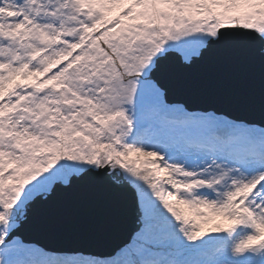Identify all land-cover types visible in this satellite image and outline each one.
Segmentation results:
<instances>
[{
	"label": "snow or ice",
	"instance_id": "obj_1",
	"mask_svg": "<svg viewBox=\"0 0 264 264\" xmlns=\"http://www.w3.org/2000/svg\"><path fill=\"white\" fill-rule=\"evenodd\" d=\"M0 264H264V0H0Z\"/></svg>",
	"mask_w": 264,
	"mask_h": 264
},
{
	"label": "water",
	"instance_id": "obj_2",
	"mask_svg": "<svg viewBox=\"0 0 264 264\" xmlns=\"http://www.w3.org/2000/svg\"><path fill=\"white\" fill-rule=\"evenodd\" d=\"M250 84L258 90V68L229 80H221L215 73L205 71L189 78V98L204 104L223 103L238 88H247ZM134 213L130 198L113 194L103 207L81 220L77 228L84 239L107 246L124 234L132 224Z\"/></svg>",
	"mask_w": 264,
	"mask_h": 264
},
{
	"label": "rangeland",
	"instance_id": "obj_3",
	"mask_svg": "<svg viewBox=\"0 0 264 264\" xmlns=\"http://www.w3.org/2000/svg\"><path fill=\"white\" fill-rule=\"evenodd\" d=\"M115 13H113V15H114Z\"/></svg>",
	"mask_w": 264,
	"mask_h": 264
}]
</instances>
